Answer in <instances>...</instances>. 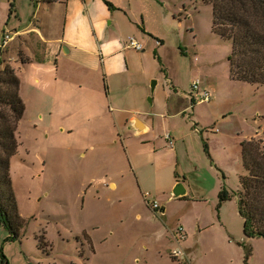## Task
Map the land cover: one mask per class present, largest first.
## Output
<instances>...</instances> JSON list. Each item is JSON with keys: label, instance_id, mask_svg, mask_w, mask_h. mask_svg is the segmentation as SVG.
Masks as SVG:
<instances>
[{"label": "rangeland", "instance_id": "rangeland-1", "mask_svg": "<svg viewBox=\"0 0 264 264\" xmlns=\"http://www.w3.org/2000/svg\"><path fill=\"white\" fill-rule=\"evenodd\" d=\"M157 2L170 10L172 22L164 28L170 33L171 60L178 66L183 90L197 78L204 85L217 86L215 106L197 103L202 105L200 121L188 120L199 122L198 136L188 140L195 142L191 144L193 162L184 159L174 170L180 181L191 186L188 199H173L171 190L151 193L150 199L160 206L154 212L128 170L122 187L108 188L110 181H121V168L127 167L124 151L112 145L108 165L87 171L86 161L78 154L87 147L76 146L62 134L58 122L62 118L53 126L42 121L33 100L18 126L19 149L11 161L12 188L26 225L20 238L12 241L2 228L0 258L4 253L12 264H187L171 256L178 247L172 232L188 223L194 228L204 219L216 226L194 228L190 239L182 242L185 251L188 241L202 242L207 249L193 264H264V240L251 242L253 252L247 260L249 245L236 252L228 244L232 240L237 245L234 237L227 235L225 244L219 235V216L243 233L237 195L244 175L242 143L264 140V86L230 79L232 42L213 32L210 0ZM167 84L166 90L171 89ZM187 115L167 119V128L159 118V134L169 132L177 139L186 130ZM165 157L174 159L170 154ZM106 168L113 175L107 180ZM91 178L92 185H86ZM242 240L239 237L238 244Z\"/></svg>", "mask_w": 264, "mask_h": 264}, {"label": "crops", "instance_id": "crops-1", "mask_svg": "<svg viewBox=\"0 0 264 264\" xmlns=\"http://www.w3.org/2000/svg\"><path fill=\"white\" fill-rule=\"evenodd\" d=\"M158 2L0 0V37L4 34L12 37L1 58L15 69L20 79V96L26 109L34 100L42 121L53 126L62 118L58 120L62 134L68 135L76 146L87 147L85 151L78 150L86 161L87 171L108 165L112 145L122 149L127 167L121 168V181H110L107 187L113 190L122 187L128 170L147 205L146 195L152 197L151 193L171 190L172 196L178 183L187 191L181 199H188L192 192L191 186L186 180L180 181L174 170L182 160H191V144L195 142L188 140L198 136L199 122H193L194 127L189 121H200L199 107L202 106L191 98L193 82L200 78L191 81L187 90L182 88L178 66L171 60L170 33L164 28L172 22L170 10ZM130 37H135L145 50L126 48ZM191 53L196 55L194 51ZM153 83H156L154 92ZM167 83L171 89L166 90ZM202 85L211 91L210 107H214L217 86ZM187 113L186 130L177 139L169 132L159 134V118L167 128V119H177ZM77 143H88V146ZM165 154L174 159L169 157L166 161ZM111 173L106 168L104 178L109 179L113 176ZM93 180L86 185L91 186ZM203 220L194 228L201 231L216 226L213 220L211 223ZM219 220V235L225 244L227 235L233 236L237 245L232 240L228 244L236 252L257 239H246L244 226L240 234L235 224L225 222L221 216ZM241 220L244 225L242 216ZM2 228L0 224V236H3ZM184 228L185 240L190 239L194 228L189 223ZM241 236L242 243L238 244ZM186 245L189 264L199 262L207 251L202 242L188 241ZM3 254L0 264H12Z\"/></svg>", "mask_w": 264, "mask_h": 264}, {"label": "trees", "instance_id": "trees-1", "mask_svg": "<svg viewBox=\"0 0 264 264\" xmlns=\"http://www.w3.org/2000/svg\"><path fill=\"white\" fill-rule=\"evenodd\" d=\"M36 1V0H35ZM213 32L232 42L230 79L264 86V0H210ZM13 6V5H12ZM0 51V224L16 240L26 223L18 210L12 188L11 161L18 154L17 130L26 106L20 96L15 69L1 58ZM244 175L238 191L239 212L246 239H264V140L242 143ZM223 199V195L221 196ZM37 240L42 242L40 238ZM245 246V245H244ZM246 248L247 260L252 255ZM5 258V257H4Z\"/></svg>", "mask_w": 264, "mask_h": 264}, {"label": "built area", "instance_id": "built-area-1", "mask_svg": "<svg viewBox=\"0 0 264 264\" xmlns=\"http://www.w3.org/2000/svg\"><path fill=\"white\" fill-rule=\"evenodd\" d=\"M11 40H12V37L7 34H4L2 37H0V51H2L4 48H6L9 45ZM159 44L160 43H158V45ZM126 48L132 49L138 52H142L145 50V46L141 44L135 37H130L128 39ZM202 84L203 83L200 79H197L193 82L191 98L195 103L211 102L213 99V95L211 91L203 87ZM168 140L170 141L171 144L174 143L170 139V137H168ZM150 198H151L150 195H146L148 206L154 212H159L160 210L159 203L155 199L154 201H152ZM174 238H175L176 243L178 244V247L172 251L171 256L173 257V259L177 261L188 263L189 262L188 253L182 248V242L185 241L186 239V231L183 226H179L178 229L174 232Z\"/></svg>", "mask_w": 264, "mask_h": 264}, {"label": "water", "instance_id": "water-1", "mask_svg": "<svg viewBox=\"0 0 264 264\" xmlns=\"http://www.w3.org/2000/svg\"><path fill=\"white\" fill-rule=\"evenodd\" d=\"M155 86H156V83H153L152 84V92H154ZM186 194H187V191H186L184 185L182 183H178L172 192V198L175 200H178V199H181L184 196H186ZM162 213L163 214L165 213V209H163Z\"/></svg>", "mask_w": 264, "mask_h": 264}]
</instances>
